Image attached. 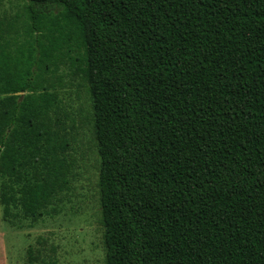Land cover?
<instances>
[{
	"label": "trees",
	"instance_id": "1",
	"mask_svg": "<svg viewBox=\"0 0 264 264\" xmlns=\"http://www.w3.org/2000/svg\"><path fill=\"white\" fill-rule=\"evenodd\" d=\"M18 2L0 18V219L36 223L70 191L67 67L105 264H264V0Z\"/></svg>",
	"mask_w": 264,
	"mask_h": 264
},
{
	"label": "rangeland",
	"instance_id": "2",
	"mask_svg": "<svg viewBox=\"0 0 264 264\" xmlns=\"http://www.w3.org/2000/svg\"><path fill=\"white\" fill-rule=\"evenodd\" d=\"M20 3L0 0V18L14 15ZM72 73L67 67L61 69L64 87L58 94L62 108L75 120L71 157L76 177L62 203L54 206V215L36 223L20 217L0 219V264H30V250L32 256L37 251L41 258L45 255L47 264L50 259L53 264H105L96 186L98 156L90 132L92 124L88 122L90 103L81 80L69 76Z\"/></svg>",
	"mask_w": 264,
	"mask_h": 264
}]
</instances>
